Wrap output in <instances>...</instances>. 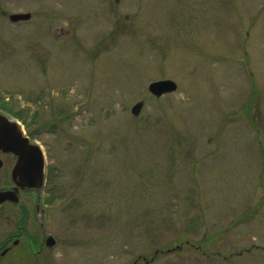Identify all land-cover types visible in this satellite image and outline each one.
Here are the masks:
<instances>
[{"label":"rangeland","instance_id":"1","mask_svg":"<svg viewBox=\"0 0 264 264\" xmlns=\"http://www.w3.org/2000/svg\"><path fill=\"white\" fill-rule=\"evenodd\" d=\"M64 7L0 0V111L54 189L23 264H264V0Z\"/></svg>","mask_w":264,"mask_h":264},{"label":"flooded vegetation","instance_id":"2","mask_svg":"<svg viewBox=\"0 0 264 264\" xmlns=\"http://www.w3.org/2000/svg\"><path fill=\"white\" fill-rule=\"evenodd\" d=\"M65 7V15L67 12L71 14H81V10L91 12L94 7L92 1L87 0L83 8L84 0H62ZM119 2V0H115ZM99 2V4H98ZM96 10L100 9L101 14L113 15L114 0H96ZM43 11V9L41 10ZM51 8L45 7L44 14L48 15ZM29 13L30 18L32 14ZM97 14V13H96ZM30 18L28 20H30ZM21 20L12 23H18ZM61 33H68L67 30H61ZM15 164V156L11 153L0 151V189L10 190L14 187L11 179V171ZM51 179L46 171L44 182L39 189H18L16 202L6 200L0 204V261L8 260L10 264H23L25 259H35L44 249H48L45 239L49 234L45 233V216L47 212V203L50 202V196L53 197V187L50 184ZM39 229L40 237L36 238L31 232Z\"/></svg>","mask_w":264,"mask_h":264},{"label":"water","instance_id":"3","mask_svg":"<svg viewBox=\"0 0 264 264\" xmlns=\"http://www.w3.org/2000/svg\"><path fill=\"white\" fill-rule=\"evenodd\" d=\"M29 13H11V22L28 20ZM176 83L171 79H159L148 84V92L154 97L163 96L176 90ZM143 102L137 101L130 108L132 115H138ZM0 151L15 156V164L11 171L14 187L10 190L0 189V204L6 200L16 202L18 189H39L44 180V154L40 146L23 133L18 123L0 112ZM47 247H52L55 240L52 236L45 239Z\"/></svg>","mask_w":264,"mask_h":264},{"label":"trees","instance_id":"4","mask_svg":"<svg viewBox=\"0 0 264 264\" xmlns=\"http://www.w3.org/2000/svg\"><path fill=\"white\" fill-rule=\"evenodd\" d=\"M0 109L3 111V110H7V111H10V109H8L7 107V103H1L0 102ZM15 117L19 118V115L17 113H14Z\"/></svg>","mask_w":264,"mask_h":264}]
</instances>
